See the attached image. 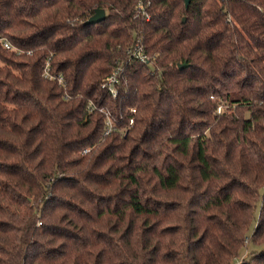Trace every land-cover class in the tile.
I'll use <instances>...</instances> for the list:
<instances>
[{
  "label": "trees",
  "instance_id": "obj_1",
  "mask_svg": "<svg viewBox=\"0 0 264 264\" xmlns=\"http://www.w3.org/2000/svg\"><path fill=\"white\" fill-rule=\"evenodd\" d=\"M0 37V264H264V0H0Z\"/></svg>",
  "mask_w": 264,
  "mask_h": 264
},
{
  "label": "built area",
  "instance_id": "obj_2",
  "mask_svg": "<svg viewBox=\"0 0 264 264\" xmlns=\"http://www.w3.org/2000/svg\"><path fill=\"white\" fill-rule=\"evenodd\" d=\"M135 14L140 15L146 19L149 18V14H148L143 2L137 3ZM0 43L8 49H15V47L10 43V41L5 39V38L0 37ZM17 51H19V50H17ZM126 52H127L128 60H138L141 62L148 61V56H147L146 52L144 51V48H143L139 39L135 40L133 43L128 45L126 48ZM122 69H123V67L121 65L115 66L110 73H108L107 75H105L103 77V79L101 81V86L104 89H106L112 96H115L117 93V82L119 79V75L122 72ZM46 75H48V74L46 73ZM48 76H49V78L56 77L59 82H62V79H63L62 76H56V75H52L50 73ZM94 107H95V105L92 103V101H89L88 102V108L93 109ZM131 109H132V111H134L135 108H131ZM100 110L103 111L104 115H105L104 133L107 134L115 128V124H114L113 120L111 119L109 111H107L104 108H100ZM129 122L130 123L133 122V117H130Z\"/></svg>",
  "mask_w": 264,
  "mask_h": 264
},
{
  "label": "rangeland",
  "instance_id": "obj_3",
  "mask_svg": "<svg viewBox=\"0 0 264 264\" xmlns=\"http://www.w3.org/2000/svg\"><path fill=\"white\" fill-rule=\"evenodd\" d=\"M27 52L30 53V51H27ZM261 247L262 246L260 245L253 244V243L248 242V240L247 241L245 240V243L240 248L239 253L237 254L236 258L229 264H237L238 262L244 259H248L252 255L253 251L258 250Z\"/></svg>",
  "mask_w": 264,
  "mask_h": 264
},
{
  "label": "water",
  "instance_id": "obj_4",
  "mask_svg": "<svg viewBox=\"0 0 264 264\" xmlns=\"http://www.w3.org/2000/svg\"><path fill=\"white\" fill-rule=\"evenodd\" d=\"M185 2V6L188 5L189 3V0H184ZM105 17V9L104 8H101V7H98V8H95L93 14H91L86 20L85 22L86 23H93V22H97L101 19H103Z\"/></svg>",
  "mask_w": 264,
  "mask_h": 264
}]
</instances>
